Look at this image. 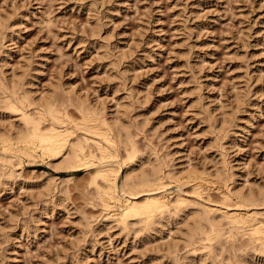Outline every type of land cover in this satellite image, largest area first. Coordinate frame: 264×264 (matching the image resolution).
<instances>
[{"label":"rangeland","instance_id":"374dc122","mask_svg":"<svg viewBox=\"0 0 264 264\" xmlns=\"http://www.w3.org/2000/svg\"><path fill=\"white\" fill-rule=\"evenodd\" d=\"M13 79L33 98L29 111L53 93L76 121L84 102L132 124L144 158L128 163L122 142L117 161L108 162L119 168L112 213L126 196V172L136 174L156 157L170 175L154 195L264 222V203L244 199L264 184V0H0L1 96ZM1 106L0 132L16 128V113ZM0 147L16 159L13 176L0 169V264H264L248 234L224 238L212 251L209 243L189 245L177 202L152 230L108 225L92 184L95 165L62 171L48 158ZM219 166L224 179L215 174ZM172 171L185 175L173 172V181ZM46 176L56 183L41 197Z\"/></svg>","mask_w":264,"mask_h":264},{"label":"bare ground","instance_id":"6f19581e","mask_svg":"<svg viewBox=\"0 0 264 264\" xmlns=\"http://www.w3.org/2000/svg\"><path fill=\"white\" fill-rule=\"evenodd\" d=\"M15 79H17V78H15ZM15 79H13V80L15 81ZM18 83H19V81H18ZM18 83L16 81L14 83L12 82V84H14L13 85L14 88H13V86H11V88H13V89H10V87H8V85H7L6 86L7 90L10 89L11 91L9 90L10 92H8L6 90L3 92L4 93L3 96L0 95V104L1 105L3 104L2 106L1 105L0 106L2 108L4 107V110H7L10 114L16 113V115L18 116V125H16V128H14L15 126H13V127H10L11 130L10 129L9 130L3 129L4 131L7 130L6 131L7 133L6 132H0V143L3 145L4 151L5 150H8V151L10 150L11 152L13 151L15 153H13V152L12 153L15 155L16 154H24L27 158L32 159L34 161L39 159V158L40 159L43 158V160H44V158H48L49 159L48 164H51L54 168L60 169L62 171L63 170L64 171L75 170V169L83 167V166L91 167V166L95 165L96 170L95 169L94 170L96 173H95V176L92 180V184L95 187L94 190H95L96 196L100 199L101 204L103 203V208L105 209V211H107V216L105 217L106 219L104 220V222H106V224H108V225L109 224L113 225V223H109V221L111 222L113 220H117L124 227L131 226L132 227L131 229H134L136 232H138L140 230L149 231V230H152L154 228V226L158 225L162 219H165L164 214L166 212L168 214V212L171 211L170 207H172L174 205V204H172L174 201L170 202L169 200H171V199H169V198L166 199L165 196L162 197L160 194H159V196H156V194L159 192L155 193V195L153 193L156 189L163 188V187H161L162 186L161 184L164 182L163 179L166 178L165 176L168 175L170 172L168 170H167L169 172L168 174H167V172H164L163 165L165 163L163 165H161L163 163L162 160H159L156 157L154 158V160H152V159H150V157L148 155L147 156L149 157L148 158L149 162H146L147 165H148V163H150L148 165L149 166L148 168L144 167V166H146V164H144L145 162L143 161L144 162L142 164L143 168L141 169L140 172L138 169H137L138 171L136 174H131V173H134L133 169H132L133 172H131V173H129L130 171L126 172L125 179H123L124 182L122 183V189L120 188L121 193H123L124 195L126 194V196H124L125 198L123 199V203L118 207V211L117 212L114 211V213H112L113 207L115 208V206H116V200L119 199L118 195L116 194L117 187H118L117 186V179H118V174H119V168L115 166L116 163L113 162L114 166H112L108 162H111V161H114L117 159V154H119V152L117 153V150H119V146L122 144V142L124 143L123 145L125 146V149L127 151V157L126 158H128V161H127L128 163L135 164V162H134L135 160L139 161L137 159L142 160L144 158V155H143L144 151L142 150L143 152H141L142 146L141 147L139 146L138 138L136 139L133 136L136 133L132 134L130 131V127L132 126V124H131V126H129V124H127L129 122H127V123L123 122V121L120 122L121 120H118L119 115L117 116V114H119V113L116 114L118 119L115 115H112L111 112H110L111 116H107V112L102 111L97 106L95 107V106L86 105V103H84V102L81 103L82 105L79 108L81 113H82L81 118H80L81 120L78 121V119H77V121H76L75 120L76 118L75 119H74V117L72 118V116H71L72 114H69L68 113L69 111L68 112L66 111L68 109H65L64 105L61 104L62 103L61 100L59 101L58 98H56L58 96L52 95L53 93L50 95V97H48L49 94L46 95L47 98H45V101L43 100L44 103H43V101H42V103L39 102V104H41V105L43 104V106H40L41 108L37 107L38 106L37 105L34 109L35 110L34 112L29 111L30 109L28 110V107L29 106L31 107V105L32 106L34 105L33 104L34 102L32 101L33 98L31 96L27 95L28 93L27 94L25 93V91H24L25 89L23 90L25 94H22L20 92L22 90L19 89L20 86L17 90L16 86L20 84V83L19 84ZM24 83H25V80H24ZM21 86H23V85H21ZM1 87L3 88L5 86H1ZM15 87H16V89H15ZM2 88L0 90H3ZM21 88L23 89V87H21ZM26 92H28V90H26ZM238 95H240V94H238ZM28 96L31 98H29ZM238 98H239V96H238ZM124 112H125V110H124ZM124 115L126 116V113H123V116ZM223 118H227V115H226V117H223ZM13 123H14V121H13ZM131 123H132V121H131ZM223 124H224V122H223ZM12 128H14V130ZM138 129H140V128H137V130ZM79 131H80V133H79ZM225 132H227V131H225ZM224 134L227 135L226 133H224ZM148 146H151V143ZM0 148H2V147H0ZM147 148L146 149L144 148V149L148 150ZM148 154L150 156H152L151 154H153V152L151 154L150 153H148ZM154 156H155V154H154ZM157 157H158V155H157ZM17 158H18V156H17ZM145 158H146V156H145ZM0 160L2 162V164H1L2 168H0V169H2L3 172H5V173H7V171L11 172V176H13L12 175V173H13L12 163H16V162H13V160H16V159H14L13 156L8 157L7 155L0 154ZM130 166H132V165H130ZM127 167H129V166L127 165ZM133 168H134V166H133ZM222 168L217 169L218 172L217 171L215 172V174H218L221 177V179L223 178V175H225V174H223L224 171ZM191 169L195 171V169H193V168H191ZM191 169H190V171H191ZM196 170H198V169H196ZM183 171L185 173L189 172L188 176L193 180H196V179L197 180L198 179L203 180L202 176H200L197 173L193 172V174H192V172H190L189 170H187L188 172L185 170H183ZM3 172H2V174H3ZM173 172L174 171H172V179L171 180H173ZM184 172H182V173H184ZM175 173H176V171L174 172V176H178L179 174L185 175V174H181V173H179V174L177 173V175H176ZM8 176L11 178L10 174H8ZM211 176H212V174H211ZM219 176H218V178H219ZM10 178H8V179H10ZM52 178H53L52 176H48V178L46 176V178H44V181H45V179H47V181H45L44 183H42V185H40V186H43L42 189L39 188V190L41 189L42 193L40 191H38L39 193H41V194L38 193L39 195H42L41 197H43L44 192L47 193V191H49V190H46V188L51 184L50 182H52V181H50V179H52ZM170 178H171V176H170ZM170 178L168 177L169 181H170ZM178 178H179V176H178ZM6 179H7V177H6ZM175 179H177V178H175ZM221 179H219V180H221ZM213 180H216V179L213 178ZM205 181H203V182L205 183ZM221 181H223V180H221ZM53 182H55V181H53ZM166 182L168 183V181H166ZM196 183H197V181H196ZM196 183H195V185H196ZM199 184H200V182H199ZM45 186H47V187H45ZM155 186H157V187H155ZM55 187H56V184H55ZM196 187H198V186L196 185ZM203 187L204 186H202V189H200V190H203ZM43 188H44V191H43ZM200 188H201V186H200ZM257 189H258L257 192H252V190L254 191V189H252V190H250V192L245 193V197H244V199L246 200L245 202H247V201L251 202V203L255 202V204H256V201H257L260 203H264V194H262V192H261V187L257 188ZM52 190L55 191L54 189H52ZM200 190H198V191H200ZM228 191L229 190L227 189V192ZM231 191H230V193H231ZM49 192H48V194L52 193V192L51 193H49ZM62 192H63V190H61V193ZM141 192L142 193L144 192L146 197L144 199L142 198L143 200L142 199L137 200V196ZM61 193H60V195H61ZM48 194H46V195L48 196ZM240 194L242 195V193H239V195ZM246 194H248V195L246 196ZM140 195H142V194H140ZM38 197H40V196H38ZM94 197H95V194H94ZM241 198H243V197L241 196ZM138 199H140V198H138ZM231 199H232V197H231ZM179 200H183V199H179ZM226 200H228V198ZM175 202H177L176 205L178 206L177 207L178 209L177 210L175 209L176 210L175 215L182 214V216H184V214H185L186 215L185 217H187V221L185 219L187 224L184 223L187 225L186 226L187 229L185 228L187 232L185 231L186 232V234H185V232L183 231V234L186 235L185 236V237H187L186 241L189 242V245H192V244L197 245V243H200L201 245H205L207 247L210 244L209 245V247H210L213 244L214 245H216L218 243L221 244L220 242L222 240H224V238L225 239L226 238H232L233 239L239 234H242V236H245L244 234H248L249 235L248 238L251 239V242L254 245L253 247H255V246L260 247L258 249H260V252L264 253V222L263 221H262V223H261V221L260 222H257V221L254 222L253 220H254V217L256 219V214H254L255 216L253 217L252 214H249L246 212L234 211V212L230 213V210H229V212L223 211L220 214V211H221L220 209H217V210L214 209V211L209 209V207L207 208V210L203 209V208H206L207 207L206 206V207H203L202 208L203 210H202L200 206H199L200 208L198 206L195 207L194 205H191L190 202L188 204H184L185 202H187V200H184L181 202L176 200ZM240 205H241V201H240L239 205H237V206L240 208ZM242 205H246L247 208H248V206L250 207V204L247 205V204L243 203ZM242 205H241V207L245 209V207H243ZM189 206H190V208H189ZM175 207H173V208H175ZM219 208H221V207H219ZM227 208H228V206H227ZM104 209L102 210L103 212H104ZM216 211H219V214H220V215L218 214V218L220 216L219 219L216 217V215H217V214H215V213H217ZM255 213L258 214L259 212L255 211ZM103 214H105V213H103ZM100 216L102 217L103 215H100ZM84 217L85 216L82 215L83 219L86 218V217L85 218ZM87 219L83 220V221H87ZM96 219L99 220L100 218H96ZM89 220L90 219H88V221ZM260 220H262V218H260ZM90 221L88 223H90ZM85 223H86L85 225L88 227L89 224H87V222H85ZM95 223H96V221H94V225H95ZM156 223H158V224H156ZM82 224H84V223H82ZM91 226H93V225H91ZM95 226H98V225H95ZM225 226H228V228H229L227 231L228 235L224 234L226 228H225V230H223L224 229L223 227H225ZM82 227H83V225H82ZM105 227H106V225H105ZM93 228H95V227H93ZM92 230L94 231V229H92ZM128 230H130V229H128ZM125 231H127V230H125ZM95 232H96V230L93 233H95ZM250 239H249V241H250ZM188 242H187V244H188ZM207 243H209V244L207 245ZM252 243L249 245H252ZM189 245H187V246L189 247ZM205 246H203V249L207 248ZM218 246H220V245H218ZM253 247H252V249L254 250ZM256 248H255V251H257ZM197 249L195 248V250H197ZM210 249H211L210 251H212V249H214V248H212V246H211ZM261 249H262V251H261ZM257 253H258V251H257Z\"/></svg>","mask_w":264,"mask_h":264},{"label":"snow or ice","instance_id":"6c2138e0","mask_svg":"<svg viewBox=\"0 0 264 264\" xmlns=\"http://www.w3.org/2000/svg\"><path fill=\"white\" fill-rule=\"evenodd\" d=\"M261 192H262V194H264V184H262ZM260 207L261 208H264V204H261Z\"/></svg>","mask_w":264,"mask_h":264}]
</instances>
